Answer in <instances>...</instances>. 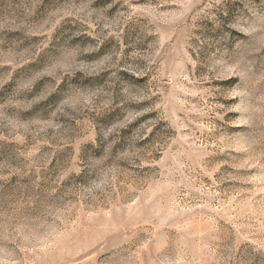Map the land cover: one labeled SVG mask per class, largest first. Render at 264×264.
Instances as JSON below:
<instances>
[{
    "label": "rangeland",
    "instance_id": "obj_1",
    "mask_svg": "<svg viewBox=\"0 0 264 264\" xmlns=\"http://www.w3.org/2000/svg\"><path fill=\"white\" fill-rule=\"evenodd\" d=\"M0 264H264V0H0Z\"/></svg>",
    "mask_w": 264,
    "mask_h": 264
}]
</instances>
